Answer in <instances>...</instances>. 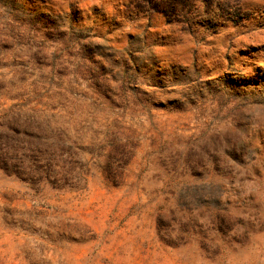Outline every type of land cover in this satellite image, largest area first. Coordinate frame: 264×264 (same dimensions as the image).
<instances>
[{
  "label": "rangeland",
  "instance_id": "obj_1",
  "mask_svg": "<svg viewBox=\"0 0 264 264\" xmlns=\"http://www.w3.org/2000/svg\"><path fill=\"white\" fill-rule=\"evenodd\" d=\"M0 264H264V0H0Z\"/></svg>",
  "mask_w": 264,
  "mask_h": 264
}]
</instances>
